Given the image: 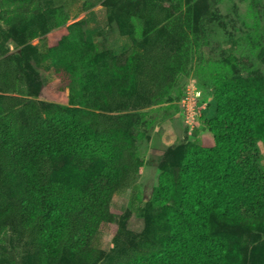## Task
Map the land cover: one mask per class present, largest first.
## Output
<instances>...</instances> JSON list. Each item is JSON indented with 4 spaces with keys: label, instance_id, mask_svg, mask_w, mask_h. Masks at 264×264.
<instances>
[{
    "label": "trees",
    "instance_id": "1",
    "mask_svg": "<svg viewBox=\"0 0 264 264\" xmlns=\"http://www.w3.org/2000/svg\"><path fill=\"white\" fill-rule=\"evenodd\" d=\"M146 14L153 27L170 23L162 4ZM67 21L54 17L48 55L55 95L68 103L16 94L15 64L0 59V233L11 222L32 231L33 264H245L243 231L264 229V76L218 78L203 119L215 144H189L178 172L161 174L145 234L106 253L92 238L113 231L115 194L132 187L131 202L142 199L130 119L112 113L172 82L177 45L132 31L135 49L121 60L89 41L82 20Z\"/></svg>",
    "mask_w": 264,
    "mask_h": 264
},
{
    "label": "rangeland",
    "instance_id": "2",
    "mask_svg": "<svg viewBox=\"0 0 264 264\" xmlns=\"http://www.w3.org/2000/svg\"><path fill=\"white\" fill-rule=\"evenodd\" d=\"M154 4L168 9V25H151L146 9ZM59 14L68 17V24L82 20L89 41L101 52H115L121 60L135 49L132 31L143 39L155 33L177 45L172 82L159 95L112 113L130 119L141 161L136 186L142 199L131 202L132 187L115 194L113 231L92 238V244L107 253L118 242L134 244L145 234L150 199L163 170L177 173L189 144H215L203 119L215 110L218 78L264 76V0H0V59L15 64L16 94L45 103H68V97L59 100L55 95L56 75L48 55V37L57 30L53 19ZM77 57V68L69 80L79 85L85 71L81 55ZM192 83L202 95L196 107L198 116L188 123L182 101ZM69 93L67 86L66 95ZM259 146L264 153L263 144ZM33 241L32 231H21L11 222L0 233V264H33ZM241 249L245 264H260L264 229H245Z\"/></svg>",
    "mask_w": 264,
    "mask_h": 264
},
{
    "label": "built area",
    "instance_id": "3",
    "mask_svg": "<svg viewBox=\"0 0 264 264\" xmlns=\"http://www.w3.org/2000/svg\"><path fill=\"white\" fill-rule=\"evenodd\" d=\"M191 85L193 88L189 89L187 95L182 101L184 106L186 107L188 123H192L197 118L198 113L196 111V107L198 106V101L200 100L199 98L202 95V90L200 88H198L194 83H192Z\"/></svg>",
    "mask_w": 264,
    "mask_h": 264
}]
</instances>
